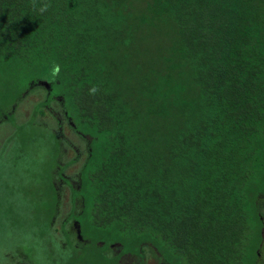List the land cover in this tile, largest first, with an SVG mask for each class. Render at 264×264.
Here are the masks:
<instances>
[{"label":"trees","instance_id":"obj_1","mask_svg":"<svg viewBox=\"0 0 264 264\" xmlns=\"http://www.w3.org/2000/svg\"><path fill=\"white\" fill-rule=\"evenodd\" d=\"M0 85L13 103L42 88L29 119L0 118L19 144L38 137L53 152L50 219L64 184L83 240L61 227L69 264L143 262L145 247L160 264H255L264 0H0ZM53 105L86 144L74 179L61 171L77 157L59 163L52 126L36 119L41 108L56 117ZM46 227L42 247L60 255Z\"/></svg>","mask_w":264,"mask_h":264},{"label":"rangeland","instance_id":"obj_2","mask_svg":"<svg viewBox=\"0 0 264 264\" xmlns=\"http://www.w3.org/2000/svg\"><path fill=\"white\" fill-rule=\"evenodd\" d=\"M0 85V110L6 111L16 123H22L30 118L32 105L41 99L42 88L18 98L14 103L10 96L3 95L4 87ZM54 106L56 117L50 115L41 108L36 119L40 125H51L56 137V151L58 162L66 163L69 158L77 157V161L65 167L61 173L66 178L74 179L77 170L86 157V144L69 127L62 117L61 108ZM8 119L0 118V264H69V243L67 238L80 244L77 228L74 221L69 217L70 201L69 190L66 185L58 187L57 208L52 215L53 200L49 194L42 193L50 177V171L56 160L53 152H46L44 144H40L37 136L36 145L23 146L18 138L13 136V127ZM57 123V126L56 124ZM59 123V126H58ZM37 128V127H36ZM24 134L32 135L34 130L31 126L24 129ZM43 146V147H42ZM79 205L74 208L77 211ZM261 219L264 223V202L259 206ZM67 217L66 220H64ZM49 230L56 238V246L62 249L60 255H56V249L43 248V240ZM64 228V233L61 230ZM69 240V239H68ZM28 246L33 248L32 262L24 261L22 252ZM21 249V250H20ZM114 248L108 252L112 255ZM46 253V256L45 254ZM78 264H100L92 255H80ZM251 261V260H250ZM252 262V261H251ZM249 262V263H251ZM255 264H264V229L262 231V244L256 256ZM117 264H160L149 247L143 250V262L141 258L124 255L119 258Z\"/></svg>","mask_w":264,"mask_h":264}]
</instances>
